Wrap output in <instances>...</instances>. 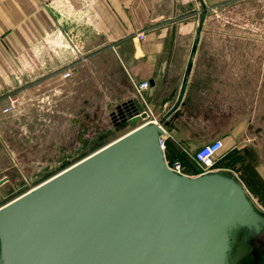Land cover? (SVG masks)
I'll list each match as a JSON object with an SVG mask.
<instances>
[{"label": "crops", "instance_id": "1", "mask_svg": "<svg viewBox=\"0 0 264 264\" xmlns=\"http://www.w3.org/2000/svg\"><path fill=\"white\" fill-rule=\"evenodd\" d=\"M177 1L0 0V206L24 176L23 154L66 150L62 137L78 128L82 140L90 119L125 130L112 113L130 101L164 127L168 161L197 175L196 149L222 139L226 162L213 170L234 171L264 201L263 85L234 66L230 36L175 16ZM15 90L19 105L4 113Z\"/></svg>", "mask_w": 264, "mask_h": 264}, {"label": "water", "instance_id": "2", "mask_svg": "<svg viewBox=\"0 0 264 264\" xmlns=\"http://www.w3.org/2000/svg\"><path fill=\"white\" fill-rule=\"evenodd\" d=\"M136 112L133 115V112ZM125 134L0 206V264H241L264 211L232 170L169 167L133 102Z\"/></svg>", "mask_w": 264, "mask_h": 264}, {"label": "rangeland", "instance_id": "3", "mask_svg": "<svg viewBox=\"0 0 264 264\" xmlns=\"http://www.w3.org/2000/svg\"><path fill=\"white\" fill-rule=\"evenodd\" d=\"M175 7L177 8L175 16L195 20V30L201 27L199 31L201 33L230 36L234 47V66L238 65L242 71L247 72L244 75L245 80L258 82L264 88V0H180L176 2ZM79 44L74 42V46ZM262 92L263 105L260 107L264 110V89ZM11 94L18 95L16 90L9 95ZM137 125L133 124L125 130L114 132L113 126L107 121L90 119L83 123V126H86L83 141L78 128H74L69 137H62L67 139L66 150L54 147L49 151L46 147L36 145L30 155H22L24 176L19 179L13 178L12 185L8 188L13 191L11 198L86 157ZM258 142H264V137ZM225 162L223 155L218 157L214 168L222 166ZM250 194L264 209V201L255 193Z\"/></svg>", "mask_w": 264, "mask_h": 264}, {"label": "built area", "instance_id": "4", "mask_svg": "<svg viewBox=\"0 0 264 264\" xmlns=\"http://www.w3.org/2000/svg\"><path fill=\"white\" fill-rule=\"evenodd\" d=\"M137 35L141 39H143L145 36L143 31L138 32ZM71 74H72V71L70 69H67L63 73L65 77H69L71 76ZM149 85H150L149 81L140 82L137 86L138 93L141 96H143L144 91L149 87ZM19 99L20 98L18 95H14V94L9 95L7 97V104L3 108V112L8 113V112H11L17 109L19 102H20ZM161 143L164 147L163 136L161 138ZM223 147H224L223 140L218 138V139H213L207 143H204L203 145H201L199 148L196 149L193 157L197 165L200 167V171H201L200 173L207 172V171L214 169L215 161L218 159L219 153ZM167 163L169 167L172 168L173 170L179 173L187 174L186 166L183 164L182 161L180 160L168 161L167 160Z\"/></svg>", "mask_w": 264, "mask_h": 264}, {"label": "flooded vegetation", "instance_id": "5", "mask_svg": "<svg viewBox=\"0 0 264 264\" xmlns=\"http://www.w3.org/2000/svg\"><path fill=\"white\" fill-rule=\"evenodd\" d=\"M114 122L117 123V125L124 124V120L120 118L118 120L114 119ZM259 207L264 211L260 205ZM252 244L255 247L256 252L244 260L241 264H264V228L259 233L254 234Z\"/></svg>", "mask_w": 264, "mask_h": 264}, {"label": "bare ground", "instance_id": "6", "mask_svg": "<svg viewBox=\"0 0 264 264\" xmlns=\"http://www.w3.org/2000/svg\"><path fill=\"white\" fill-rule=\"evenodd\" d=\"M263 232V231H262ZM257 235V234H256Z\"/></svg>", "mask_w": 264, "mask_h": 264}]
</instances>
